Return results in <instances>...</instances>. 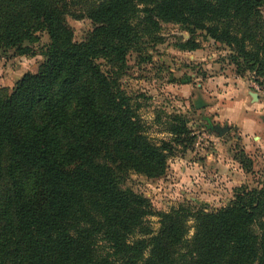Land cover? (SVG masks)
Listing matches in <instances>:
<instances>
[{
    "label": "trees",
    "instance_id": "1",
    "mask_svg": "<svg viewBox=\"0 0 264 264\" xmlns=\"http://www.w3.org/2000/svg\"><path fill=\"white\" fill-rule=\"evenodd\" d=\"M67 15L90 20L82 41ZM163 23L227 46L264 79V0H97L78 13L65 0H0V49L32 54L39 33L49 39L36 71L0 87V264H264V184L218 209L168 211L126 184L129 172L164 175L171 153L120 86L129 52ZM167 131L194 139L184 118Z\"/></svg>",
    "mask_w": 264,
    "mask_h": 264
},
{
    "label": "rangeland",
    "instance_id": "2",
    "mask_svg": "<svg viewBox=\"0 0 264 264\" xmlns=\"http://www.w3.org/2000/svg\"><path fill=\"white\" fill-rule=\"evenodd\" d=\"M93 1L65 0L76 13ZM66 21L75 41L92 28L87 18L67 15ZM48 42L42 32L30 46L32 54L0 49V87L10 88L24 73L36 71ZM142 48L127 55L120 86L137 109L147 137L155 143L165 140L172 148L164 175L152 179L129 172L126 184L146 196L155 211L180 204L218 209L233 200L239 187L264 184V79L236 67L227 46L202 33L192 36L177 24H161ZM102 68L108 65L102 62ZM197 98L205 105L196 108ZM173 118L187 121L194 138L187 147L167 131ZM208 122L229 128L218 135L206 128ZM146 220L153 231L158 229L156 215Z\"/></svg>",
    "mask_w": 264,
    "mask_h": 264
},
{
    "label": "water",
    "instance_id": "3",
    "mask_svg": "<svg viewBox=\"0 0 264 264\" xmlns=\"http://www.w3.org/2000/svg\"><path fill=\"white\" fill-rule=\"evenodd\" d=\"M253 96L255 97V94H253ZM194 105L196 108H200V107L204 106L205 104L201 98H197V100L194 102ZM228 128H229L228 126L217 127V126L213 125V129L217 132L218 135H221Z\"/></svg>",
    "mask_w": 264,
    "mask_h": 264
},
{
    "label": "flooded vegetation",
    "instance_id": "4",
    "mask_svg": "<svg viewBox=\"0 0 264 264\" xmlns=\"http://www.w3.org/2000/svg\"><path fill=\"white\" fill-rule=\"evenodd\" d=\"M210 124V122H208Z\"/></svg>",
    "mask_w": 264,
    "mask_h": 264
}]
</instances>
